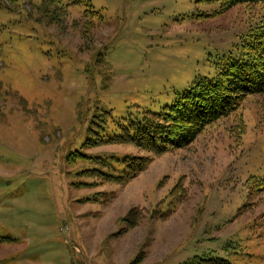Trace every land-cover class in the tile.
<instances>
[{"label": "rangeland", "instance_id": "rangeland-1", "mask_svg": "<svg viewBox=\"0 0 264 264\" xmlns=\"http://www.w3.org/2000/svg\"><path fill=\"white\" fill-rule=\"evenodd\" d=\"M41 1L0 0V264H264V94L183 149L97 139L104 116L103 132L213 77L263 6L91 0L92 21ZM132 158L148 164L127 183L93 171Z\"/></svg>", "mask_w": 264, "mask_h": 264}, {"label": "trees", "instance_id": "trees-1", "mask_svg": "<svg viewBox=\"0 0 264 264\" xmlns=\"http://www.w3.org/2000/svg\"><path fill=\"white\" fill-rule=\"evenodd\" d=\"M11 3L17 0H9ZM43 1V3H42ZM44 7H54L52 14L61 8L65 1V8L78 6L82 8L81 14L92 19L101 16L92 6L91 0H42ZM206 3H220L221 11L225 12L235 5L260 4L263 6V14L258 22L248 30L244 39L240 43L235 55H228L215 63V74L213 77H196L190 87L178 92L173 101L164 105L159 112L145 110L138 114V117H126L118 119L109 116V123L113 120L112 130H104L103 123L93 116L88 125L87 132L84 131V139L96 136L99 132L100 141L106 137L104 143L123 144L128 143L138 149L147 152L161 154L171 150H179L188 147L195 141L197 136L209 125L236 113L242 102L247 96L264 94V0H201ZM2 3L0 2V7ZM12 12V9H7ZM102 17V16H101ZM86 28V27H85ZM88 29V28H86ZM24 104H26V101ZM141 114V116H139ZM111 118V120H110ZM108 123V124H109ZM245 125L241 123L239 134L244 133ZM110 133V134H107ZM123 133V135H121ZM87 139V140H86ZM95 138H93L94 140ZM121 139L117 142L113 140ZM86 142L82 148L86 147ZM84 145V146H83ZM81 148V149H82ZM80 158H85L82 154ZM125 159L121 162L124 165L122 170L116 171L112 166L113 172L107 173L102 170L93 171L107 178L108 182L127 183L134 179L140 172L147 167V162ZM70 162V161H69ZM118 162V161H117ZM103 164V161L101 162ZM264 190V187L260 188ZM209 258H199L207 261ZM225 261L226 263H223ZM228 264L224 259L214 260L213 263Z\"/></svg>", "mask_w": 264, "mask_h": 264}]
</instances>
